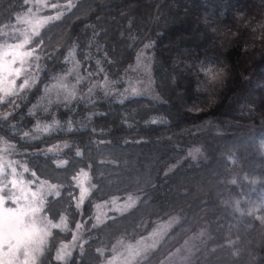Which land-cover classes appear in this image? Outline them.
<instances>
[{
	"label": "trees",
	"instance_id": "16d2710c",
	"mask_svg": "<svg viewBox=\"0 0 264 264\" xmlns=\"http://www.w3.org/2000/svg\"><path fill=\"white\" fill-rule=\"evenodd\" d=\"M68 1L52 0L61 15L29 44L39 56L33 86L0 102V136L14 145L19 171L56 183L44 212L69 221L68 230L54 231L41 263L95 264L118 239H135L178 214L138 264H158L196 233L207 237L192 264H264V219L256 214L264 208V0L231 12L234 0L63 6ZM201 1L206 9L195 21L189 9L200 11ZM27 7V0H0V38ZM141 79L153 90L132 92ZM64 81L75 94L57 88ZM254 137L257 144L240 147ZM196 146L202 154L195 159ZM246 152L254 162L244 160ZM132 159L137 169L127 165ZM85 167L96 185L79 209L76 179ZM130 192L141 196L138 205L93 225L97 202ZM80 221L83 247L66 262L54 259Z\"/></svg>",
	"mask_w": 264,
	"mask_h": 264
},
{
	"label": "rangeland",
	"instance_id": "374dc122",
	"mask_svg": "<svg viewBox=\"0 0 264 264\" xmlns=\"http://www.w3.org/2000/svg\"><path fill=\"white\" fill-rule=\"evenodd\" d=\"M246 2L247 0H234L228 6L227 12L236 11ZM27 4L28 7L16 15V20L13 23L3 26L4 36L0 38V102H4L11 96L33 86L37 79L39 56L34 49L30 48L29 44L43 26L61 15V11L57 9L60 6L59 2L27 0ZM65 5H71V0L63 4V6ZM194 5L190 7L189 12L193 20L199 21L198 12L201 14L205 11V2L201 1L200 11L196 9L198 5ZM193 24L195 31L193 34L198 35L196 37H201V41L205 42V36L199 34L201 28L195 23ZM192 37L190 42L194 45L197 39ZM211 48L212 46L208 43L205 51ZM147 81L137 80L131 85V91L139 93L151 89L152 86ZM61 83L57 88L62 92L65 90L64 96L75 94V91L68 93V91H72V87L67 81ZM258 84L263 85L262 82H258ZM257 139L254 137L239 145L245 147L249 144H257L256 142L259 141ZM14 148L11 142L0 136V264H42V257L50 246L54 231L68 230L69 221L66 216L56 220L44 212L47 196L52 193H54L53 195L57 194L60 188L51 181L27 180L19 171L18 162L13 158ZM52 150L55 151L54 148ZM190 154L196 159L202 154V148L196 146ZM114 158L119 159L117 154ZM252 159L254 156L246 152L244 160L250 163L254 162ZM137 162L132 159L127 165L129 168L136 167L137 169ZM128 173L119 174L121 177L123 176V184L127 182L125 181L126 174L133 176V171L128 169ZM76 182L79 190L75 203L81 209L85 200L93 193L96 184L93 174L86 167L77 173ZM141 182L145 183V181ZM139 198L141 196L137 192H130L123 197L111 196L100 200L94 205L93 225H101L107 220L109 214L127 212L138 205ZM258 208L260 207L256 205L254 210ZM256 214L264 219V208H261L260 212ZM179 221L180 216L175 214L158 221L147 234L140 235L135 239H118L110 254L100 255V259L95 264L140 263L158 248ZM75 225L70 239L61 240L57 245L54 259L66 262L77 248L83 247L86 242L84 222L80 221ZM205 237H207L205 234H192L158 264H192L197 252L203 248ZM202 241L203 244H201Z\"/></svg>",
	"mask_w": 264,
	"mask_h": 264
}]
</instances>
